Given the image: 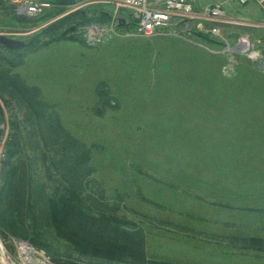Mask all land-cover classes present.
<instances>
[{
    "label": "rangeland",
    "instance_id": "374dc122",
    "mask_svg": "<svg viewBox=\"0 0 264 264\" xmlns=\"http://www.w3.org/2000/svg\"><path fill=\"white\" fill-rule=\"evenodd\" d=\"M215 1L228 11L206 22L217 23L218 35L163 31L143 38L112 23L123 11L104 2L91 5L87 18L101 12L108 20L87 24L82 9L29 18L0 0V36L30 44L40 36L49 42L42 33L61 21L60 34L77 28L73 39L28 54L10 76L34 91L54 124L60 121L53 131L88 150L86 195L100 212L108 206L144 230L149 264H264V249L245 241H264V4ZM94 24L114 26L97 46L85 41L84 29ZM228 45L239 48L234 61ZM0 102V189L8 139L18 129L35 186L55 194L64 187L61 174L53 170L50 181L43 160L55 154L43 143L33 149L43 132L32 107L1 76ZM41 224L36 241L0 230V264H132L79 255Z\"/></svg>",
    "mask_w": 264,
    "mask_h": 264
},
{
    "label": "trees",
    "instance_id": "16d2710c",
    "mask_svg": "<svg viewBox=\"0 0 264 264\" xmlns=\"http://www.w3.org/2000/svg\"><path fill=\"white\" fill-rule=\"evenodd\" d=\"M63 8L65 7L56 6L53 11L58 12ZM88 9L80 11L84 23L108 20L109 16L101 12L97 18H87ZM135 26V19L128 24L131 30L135 29ZM62 28L63 21L50 26L42 33L44 37L50 38L49 42L41 41L40 36L35 42L26 43L20 49H10L6 46L5 50H2L0 47L1 79L8 81V85L21 93L24 100L32 107L31 116L37 120L43 132V139L35 141L33 149L39 148L43 143L46 148L54 152L52 153L55 154L54 157L50 158L48 154L43 157L46 164L49 162L47 175L51 181L53 170L59 172L64 186L58 187L55 194L50 196L43 194L38 186H35L30 162L22 157L23 139L16 129L17 132L9 136L6 147L8 162L5 164L0 189V230L24 240L32 236L33 241H36L40 238L41 223L46 221L56 235L69 243L79 255L108 262L149 264L147 237L144 230L133 222L119 218L115 210L108 213V206L105 207L106 211L100 212L103 206L96 203L90 195H86L85 183L92 172L88 166L90 161L88 150L76 139L53 131V125H60V121L57 120L54 124L40 104L38 105L39 102L33 98L34 91L17 81V78L10 76L12 69L24 64L28 54L61 40ZM4 119V107L0 102V125ZM43 122H46V127L43 126ZM3 134L4 130L0 128V143ZM40 192L43 195H39ZM245 241L249 243V247L264 249L262 239L251 238Z\"/></svg>",
    "mask_w": 264,
    "mask_h": 264
},
{
    "label": "built area",
    "instance_id": "2783aa9c",
    "mask_svg": "<svg viewBox=\"0 0 264 264\" xmlns=\"http://www.w3.org/2000/svg\"><path fill=\"white\" fill-rule=\"evenodd\" d=\"M18 5L20 13L29 18L43 16L47 11L56 8V4L51 1L35 0H9ZM250 0H240L242 4L249 3ZM263 5L264 0H256ZM97 2H104L107 5L116 7V11H123L112 23L118 25L120 18H125L128 24L136 20L135 32L143 38H151L163 31H168L172 35L191 34L194 31L208 32L211 35H218L220 32L216 24L208 28L207 21L216 22L224 19L225 10L221 3H215L198 8L196 0H76V5L72 6L76 10L89 8ZM129 11V14H126ZM85 41L91 46L107 41L113 35L114 26L100 27L98 24L85 28ZM227 46L225 52L231 56L232 60L239 55V48ZM237 52H236V51ZM248 47L242 51L247 52ZM233 66L227 64L224 67L230 76L234 70Z\"/></svg>",
    "mask_w": 264,
    "mask_h": 264
},
{
    "label": "water",
    "instance_id": "95a60500",
    "mask_svg": "<svg viewBox=\"0 0 264 264\" xmlns=\"http://www.w3.org/2000/svg\"><path fill=\"white\" fill-rule=\"evenodd\" d=\"M55 4L58 6H63V7H72L76 5V0H54ZM121 26H125L126 20L124 18H120L119 20ZM75 26H70L67 28L65 31H63L60 34L61 39H73L75 37V31H76ZM26 45L24 41L12 39L6 36H0V46L5 47L7 46L10 49H20L23 48Z\"/></svg>",
    "mask_w": 264,
    "mask_h": 264
},
{
    "label": "crops",
    "instance_id": "0c3cea01",
    "mask_svg": "<svg viewBox=\"0 0 264 264\" xmlns=\"http://www.w3.org/2000/svg\"><path fill=\"white\" fill-rule=\"evenodd\" d=\"M197 1V5H198V8L199 9H202V8H204L205 6H207V5H210V4H215V3H221V2H217V1H215L214 0V2H208V3H206V2H204V1H201V0H196ZM222 5H223V7H224V10H225V13H228V11H227V7L225 6V4L222 2L221 3Z\"/></svg>",
    "mask_w": 264,
    "mask_h": 264
}]
</instances>
